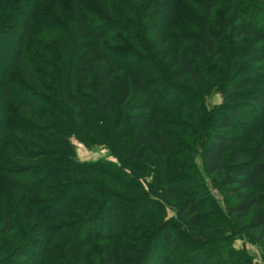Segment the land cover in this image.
<instances>
[{
	"label": "rangeland",
	"instance_id": "obj_1",
	"mask_svg": "<svg viewBox=\"0 0 264 264\" xmlns=\"http://www.w3.org/2000/svg\"><path fill=\"white\" fill-rule=\"evenodd\" d=\"M124 1L134 13L131 1ZM209 1L215 2L207 29L215 43L214 60L202 44L205 31L198 9V4ZM92 2L96 26L111 28L104 45L123 65L111 84V114L99 115L92 94L87 92L91 125L80 135L73 110L61 104L63 58L56 35L69 28L71 12L68 0H57L49 5L56 22L47 31L38 29L26 47V60L37 74L38 90L30 87V94L49 122L0 100V264H27L28 258L38 264H102L107 250L113 264H156L158 252L161 264H189L193 254L202 264H264L260 242L243 229L248 220L240 224L229 215L228 207L237 202L239 193L218 188L214 184L217 176L205 174L201 159L217 122L231 106V98L241 100L264 89V79L238 91L232 86L241 72L264 77L256 66L240 57L255 47L251 38L236 37L233 32L238 25L233 11H238L237 18L247 26L264 30V0H179L174 19L162 25L159 37L138 15L124 12L123 0H109L107 5L100 0ZM225 3L231 4L232 10ZM37 16L49 22L48 15ZM125 25L130 28L127 33L121 27ZM50 29L54 32L45 33ZM153 44L155 51L151 49ZM167 46L170 57L164 61L159 54ZM183 49L203 70V85L189 84L186 78L173 79L171 67L177 65ZM129 62L150 70L154 75L145 80L162 88L152 96V121L145 132L147 153L142 160L134 136L118 142L112 125L123 110L119 96L122 83L131 80ZM164 97L170 99V108L160 106ZM235 104L252 119L235 115L228 134L240 135L241 126L249 122L253 128L239 146L227 150L241 149L246 156L263 140L264 120L259 122L253 102L241 100ZM144 114L137 113L139 119ZM131 115L124 110L121 130ZM38 130L55 146L45 147L21 134ZM156 132L168 140L169 168L159 148L151 143ZM11 178L19 187L12 188ZM160 180L182 186L173 203L164 196ZM84 189L91 194L85 202ZM191 191L196 193L191 195ZM255 194L264 212V173ZM190 196L203 206L195 231L178 216V205ZM57 208L63 210V216L51 222ZM6 211L11 213L12 230L2 233ZM27 212L34 216L29 217ZM109 217L110 242L104 239L105 219ZM88 230L93 240L79 252L77 240L85 239ZM43 233L51 237L46 248ZM62 237L71 240L67 247L62 245ZM32 244L44 248L43 254L36 256Z\"/></svg>",
	"mask_w": 264,
	"mask_h": 264
},
{
	"label": "trees",
	"instance_id": "obj_2",
	"mask_svg": "<svg viewBox=\"0 0 264 264\" xmlns=\"http://www.w3.org/2000/svg\"><path fill=\"white\" fill-rule=\"evenodd\" d=\"M57 0H0V100L4 105L12 104L19 112L26 111L40 121H48L47 114L44 110H38L37 101L30 94L29 88H38L37 74L31 68L26 60V47L32 35L38 30L44 28L48 30L50 25L56 20L50 12L52 6ZM105 5L109 0H100ZM129 1V0H127ZM132 6L135 7L134 13L131 12L129 5L123 0L121 4L124 12L136 14L143 22H147L150 31L159 37L162 32V25L171 23L175 17V11L179 7V0H130ZM70 8V26L56 35L59 44L60 56L63 58V72L59 85V97L61 104L73 110V119L77 122V129L82 135L89 130L91 120L89 112L86 108V93L92 94L96 111L101 116H109L112 111V100L110 98L111 84L113 76L123 70V65L116 55L111 54L105 47L104 41H107L111 33L109 26L98 27L92 13V0H68ZM95 2V1H94ZM215 2L209 1L198 4L203 16L204 35L202 39L203 47L209 58L215 59V43L207 32L211 13L215 6ZM50 5V6H49ZM96 5V2H95ZM227 9L232 10L231 4H223ZM97 12V11H95ZM51 13V16H50ZM42 17L48 15L47 20L38 19L37 15ZM234 22L238 21L233 32L236 37L251 38L253 48L240 56L248 60L258 71L264 73V30H256L252 25L247 26L242 20L238 19V11H233ZM237 15V16H236ZM45 24V25H44ZM49 24V25H48ZM124 33L130 29L128 25L121 26ZM54 32L50 31L45 33ZM156 45L151 46L155 51ZM164 61H168L170 57L169 47L163 49L162 55L159 54ZM239 57V58H240ZM241 62L238 61V63ZM237 63V64H238ZM130 72L131 80H125L121 85L119 104L123 107L116 115L112 122L116 140L122 142L125 138H135L136 144L141 148L139 151V159H144L147 153L146 134L149 129L151 120V106L153 102V94L161 91L158 83L147 82L145 79L152 77L154 74L150 70H142L132 62L127 64ZM171 75L174 80L180 81L186 78L189 84L203 85L205 82V74L203 70L195 66V62L190 58L187 50L183 49L177 57V65L171 67ZM260 76L246 75L240 73L237 81L232 85L233 89L238 91L248 86L258 83ZM93 84L91 85V82ZM38 90V89H37ZM231 106L217 122V129L210 137L205 145L202 153V168L208 176L216 175L218 180L214 184L218 188H231L233 192L239 193L237 202L228 207L229 215L234 221L244 224L243 229L248 233L256 236L264 251V212L261 203L256 197V189L259 185L261 175L264 173V138L259 144L254 146L248 155L241 149L228 152V148L237 147L242 140L249 134L253 128V124L249 122L246 126H241L240 135L228 134V130L234 125L233 117L240 115L244 119L251 121V116L246 111L236 106V102L241 100L251 101L254 103L255 109L259 114V122L264 120V89L251 94H246L241 100L231 98ZM161 105L164 108L172 106L170 99L164 97L161 99ZM124 110H128L132 115L124 129L121 130V123L124 119ZM137 113H145L140 119ZM150 117V120H149ZM139 124H134V121ZM3 126V125H2ZM19 133V132H18ZM25 138H32L34 141L43 144L45 147H54L55 145L41 131L34 133H21ZM1 136V135H0ZM151 143L159 148L160 154L165 157L167 168H169L168 156V140L161 133H154ZM127 150V149H126ZM12 188L19 187V183L12 179ZM160 186L164 189V196L167 201L174 202L181 194L182 186H173L170 183L160 180ZM196 193V192H195ZM191 191V195L195 194ZM82 195L84 202L91 196L88 190H83ZM202 203L195 201L190 197L182 200L178 205V216L185 221L190 230L198 227L200 222V210ZM29 211V210H28ZM33 217V214H29ZM63 216V210L57 208L52 212L51 222ZM4 227L2 233H8L12 230L11 213L6 211L4 214ZM39 221V219H37ZM110 217L105 219V228L107 235L104 239L110 242L111 230ZM38 225V224H37ZM39 227V226H38ZM40 230V228H38ZM46 247L51 244V237L44 234ZM88 230L85 239L77 240L79 252L87 246L93 238ZM62 245L67 247L71 240L62 237ZM169 243V238H166ZM32 252L36 256H40L44 252V248L37 244H32ZM107 256L102 264H113L109 250L106 251ZM194 255V254H193ZM191 256L189 264H202L203 261L197 256ZM20 256V255H19ZM18 256V257H19ZM156 256V264H161L159 252ZM27 264H38L37 261H26ZM222 264H227L226 262Z\"/></svg>",
	"mask_w": 264,
	"mask_h": 264
}]
</instances>
